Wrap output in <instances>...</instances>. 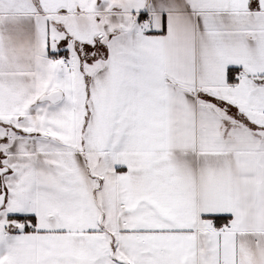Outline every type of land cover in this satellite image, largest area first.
<instances>
[{"label": "snow or ice", "instance_id": "1", "mask_svg": "<svg viewBox=\"0 0 264 264\" xmlns=\"http://www.w3.org/2000/svg\"><path fill=\"white\" fill-rule=\"evenodd\" d=\"M0 264H264V0H0Z\"/></svg>", "mask_w": 264, "mask_h": 264}]
</instances>
